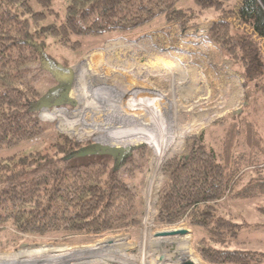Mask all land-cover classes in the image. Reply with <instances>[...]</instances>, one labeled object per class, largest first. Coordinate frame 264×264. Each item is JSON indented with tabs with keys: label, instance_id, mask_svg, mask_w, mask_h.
Returning <instances> with one entry per match:
<instances>
[{
	"label": "trees",
	"instance_id": "obj_1",
	"mask_svg": "<svg viewBox=\"0 0 264 264\" xmlns=\"http://www.w3.org/2000/svg\"><path fill=\"white\" fill-rule=\"evenodd\" d=\"M54 1L0 0V231H14L6 245L26 236L94 237L135 228L145 209L147 154L25 178L91 143L57 132L43 148L30 145L42 133L40 121L29 117L42 93L26 70L40 67L48 39L76 49L83 37L125 34L159 18L190 25L212 11L207 37L243 77L244 104L219 120L218 139L201 132L163 164L154 223H186L201 233L194 247L208 264H264V253L241 237L248 221L231 205L264 195V0H195L198 9L178 7L180 0H65L62 10ZM249 170L256 175L240 187Z\"/></svg>",
	"mask_w": 264,
	"mask_h": 264
},
{
	"label": "rangeland",
	"instance_id": "obj_2",
	"mask_svg": "<svg viewBox=\"0 0 264 264\" xmlns=\"http://www.w3.org/2000/svg\"><path fill=\"white\" fill-rule=\"evenodd\" d=\"M64 2L55 0L54 7L62 10ZM177 6L199 7L195 0H180ZM214 17L215 13L208 11L201 17H195L196 20L190 25L181 26L179 23L167 24L163 18H159L150 26L129 33L83 37L82 45L76 49L65 47L55 39H48L46 52L51 59L65 67L74 68L76 79L71 95L76 104L30 113L29 117L34 115L35 121L39 120L42 127V133L30 145L43 148L54 140L57 132H63L80 141H90L89 147L95 145V148L87 147L84 151L56 161L52 166L30 172L26 179L52 168L91 162L116 164L118 161L113 145L104 138L125 132L131 127L138 126L140 131L148 134L149 131L152 134L159 132L158 136L163 128L165 131L162 134L177 133L179 140L173 141L177 144L168 149L157 171L156 162L166 147L165 141L161 143L160 139L149 134L154 142L143 138L130 146L129 154H147L148 160V172L142 190L145 209L138 227L94 237L86 234L68 237L26 236L14 247L6 245L14 234L7 227L0 231V255L41 248L52 250L50 254H54L61 253L54 251L60 247L71 252L88 250L84 251L86 257L80 264H186L187 261H191V264H208L194 247L196 237L201 236V233L186 223L158 227L154 218L159 188L165 180L163 164L169 158L185 153L186 140L201 132L206 131L209 139L211 135L218 139L223 130L219 120L244 104L243 77L207 37ZM26 72L35 82L38 93L46 92L56 82L39 65L28 68ZM132 111L137 113L136 117ZM138 112L144 113L147 120ZM261 113L260 129L264 134V111ZM62 118L65 119L63 123ZM66 127L73 132L63 130ZM118 146L121 145L115 147ZM254 175L256 173L251 170L245 173L240 187L246 185ZM149 199L153 216L149 221L148 240H145V216ZM231 205L249 223L242 230V239L248 242V247L264 253V195L233 200ZM181 228L187 229V233L171 236L186 238V244L185 241L180 243L183 247H179V240L159 242L157 232ZM109 254L118 260L129 261L111 262L105 257Z\"/></svg>",
	"mask_w": 264,
	"mask_h": 264
},
{
	"label": "bare ground",
	"instance_id": "obj_3",
	"mask_svg": "<svg viewBox=\"0 0 264 264\" xmlns=\"http://www.w3.org/2000/svg\"><path fill=\"white\" fill-rule=\"evenodd\" d=\"M135 114H137V113H135ZM139 114L143 115L141 113H139ZM143 116H145V115H143ZM145 120H147V117L145 118ZM179 128H180V126H179ZM146 129H147V127H146ZM147 131H149V129H147ZM162 131H165V129L162 128ZM162 131H161V134L159 136H158V133H159L158 131H157L158 132L157 134H155V133L152 134L149 131V134L153 138L155 137L157 139H160L159 141H162V140L165 141L164 144L166 146L160 152L161 157L156 162L155 171H157L159 164L163 160V157L166 156L168 149L172 148L175 144H177V143H174L173 141H178L179 140V139H177V138H179V135L177 133H170L169 134L167 132L166 135H165V134H162ZM149 134L146 133V132L144 133V132L140 131L138 126H137V127L133 128V129H131L129 131L115 133V134H113L111 136H108L107 138H104V139H106V142L108 144L113 145L112 147H115L117 145H121L124 148L125 147L128 148L131 145H133V144H135L137 142H140L143 138L147 139L150 142H154V140L152 139V137ZM163 141L161 143H163ZM150 191H151V189H150ZM152 209H153L152 202H151V199H149L147 212H146V216H145V220H146L145 221V228H146V232H145L146 239L145 240H148V236H149L148 235V233H149L148 232V226L150 224L149 221L152 219V216H153L152 215V213H153ZM171 235L172 234L158 236V240H159V242L166 241V243H170V242H173V241L177 242V240H179L178 241L179 247H183L182 245L180 246V243L182 241H185V244L187 243L186 238H177L178 236H174V235L171 236ZM166 243H164V244H166ZM92 250L93 249H91V251ZM176 250H179V252H182V253L184 252V250H181V249H178V248H176ZM54 251L55 252L59 251L61 253H54V254L51 253L50 254V252H52V250H46V248H41V249H39V250L37 249L35 251H22V252L10 254V255H0V264H80V262H82V260L84 261L85 257H86V253L84 251H88V250L81 249L80 251L71 252V251H68L65 248H60L59 247V249H56ZM143 254H145V253H143ZM105 257H107V259L110 260L111 262L118 260L117 258H115L114 256H112L110 254H109V256H105ZM122 260L127 261V262L129 261V260H125V259H121V260L119 259L118 262H122ZM72 261H73V263H72ZM130 261H132V260H130ZM111 262H109V263H111ZM139 263H137V264H139Z\"/></svg>",
	"mask_w": 264,
	"mask_h": 264
},
{
	"label": "water",
	"instance_id": "obj_4",
	"mask_svg": "<svg viewBox=\"0 0 264 264\" xmlns=\"http://www.w3.org/2000/svg\"><path fill=\"white\" fill-rule=\"evenodd\" d=\"M48 58V59H47ZM40 67L43 70H46L51 74V76L57 82L56 85L50 87L42 96H40L32 109L33 112L49 110L53 107L63 106V105H72L76 104L74 97H72V91L74 89V81L76 79L74 68L71 66L65 67L61 64L56 63L54 60L50 59L47 54L43 53L40 56ZM63 82L65 87L63 88ZM63 88V92L56 97V93ZM89 148H95V145L90 146ZM118 163H122L125 160V157L130 153V147H113L112 148ZM187 229H174L168 231H159L156 233L158 236L169 235V234H186ZM186 264H191V261H187Z\"/></svg>",
	"mask_w": 264,
	"mask_h": 264
},
{
	"label": "flooded vegetation",
	"instance_id": "obj_5",
	"mask_svg": "<svg viewBox=\"0 0 264 264\" xmlns=\"http://www.w3.org/2000/svg\"><path fill=\"white\" fill-rule=\"evenodd\" d=\"M47 59H48V58H47ZM50 59H51V58H50ZM52 60H53V59H52ZM56 84H57V82H55V84H54V85H56ZM63 84H64V85H63V88H64V87H65V83L63 82ZM54 85H53V86H54ZM53 86H52V87H53ZM63 88H62V89H60V90H59V91L56 93V97H55V98H57V97H58V95H60V94L63 92ZM44 93H45V92H44ZM44 93H42V95H43Z\"/></svg>",
	"mask_w": 264,
	"mask_h": 264
},
{
	"label": "crops",
	"instance_id": "obj_6",
	"mask_svg": "<svg viewBox=\"0 0 264 264\" xmlns=\"http://www.w3.org/2000/svg\"><path fill=\"white\" fill-rule=\"evenodd\" d=\"M217 47V46H216ZM139 113V112H138ZM141 114H143V115H145L144 113H141ZM146 116V115H145Z\"/></svg>",
	"mask_w": 264,
	"mask_h": 264
}]
</instances>
